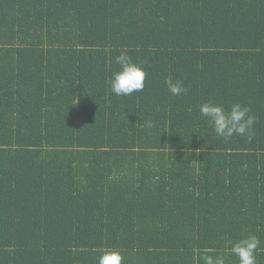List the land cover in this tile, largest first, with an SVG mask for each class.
Masks as SVG:
<instances>
[{"label":"trees","instance_id":"obj_1","mask_svg":"<svg viewBox=\"0 0 264 264\" xmlns=\"http://www.w3.org/2000/svg\"><path fill=\"white\" fill-rule=\"evenodd\" d=\"M121 53L149 74L129 97ZM209 99L250 107L252 141ZM249 235L264 264V0H0V264H239Z\"/></svg>","mask_w":264,"mask_h":264},{"label":"clouds","instance_id":"obj_2","mask_svg":"<svg viewBox=\"0 0 264 264\" xmlns=\"http://www.w3.org/2000/svg\"><path fill=\"white\" fill-rule=\"evenodd\" d=\"M115 63L120 67L118 71L113 72L109 81L112 94L117 97H129L134 93L142 92L149 75L144 68L134 62L126 53L118 55L115 58ZM164 83L172 96L188 94L189 90L181 80L173 81L171 78H167ZM199 115L207 121L215 136L225 143L234 136L244 137L247 142H251L253 139L257 118L252 114L250 107L233 103L226 108L223 103L209 99L200 104ZM143 126L151 129L153 122L145 120ZM260 244L261 240L256 235H249L232 242L231 252L238 257L239 264H258L256 251ZM213 252L214 249H204L201 252L200 260L203 264H225V257L210 254ZM98 264H125L124 254L119 250H109L98 258Z\"/></svg>","mask_w":264,"mask_h":264},{"label":"bare ground","instance_id":"obj_3","mask_svg":"<svg viewBox=\"0 0 264 264\" xmlns=\"http://www.w3.org/2000/svg\"><path fill=\"white\" fill-rule=\"evenodd\" d=\"M148 72V71H147ZM149 79V78H148ZM153 85V84H152Z\"/></svg>","mask_w":264,"mask_h":264}]
</instances>
